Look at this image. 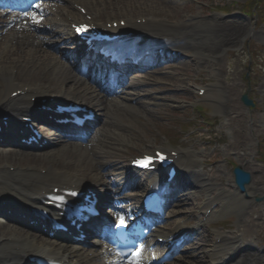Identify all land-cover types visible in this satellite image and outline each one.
I'll return each instance as SVG.
<instances>
[{
	"label": "bare ground",
	"instance_id": "obj_1",
	"mask_svg": "<svg viewBox=\"0 0 264 264\" xmlns=\"http://www.w3.org/2000/svg\"><path fill=\"white\" fill-rule=\"evenodd\" d=\"M62 1L63 5L61 4ZM55 2L58 6L46 3L45 7L42 8L44 15L48 16L42 26L49 29L48 31L54 29L51 33L53 37H59L62 42H68L72 45L76 41L71 24L86 18L73 6L69 7L71 8L70 12L62 7L65 6L64 3L71 6L72 2L82 4L86 12L93 16V21L100 22L99 17H114L113 19L118 17L120 20H124L130 29L137 32L134 37L129 36L128 41H140L141 45L153 44L155 47H170L168 43L174 41L177 44L172 45L173 49L187 53L189 57L197 61L196 63L205 61L207 58L214 59L216 54L219 55L227 47H237L250 34L248 24H241L238 21L229 20L225 23L219 22L217 19L207 21L194 14L192 16L183 15L181 19L176 20L174 16L180 15L182 10L175 4L170 6L163 4V0H55ZM161 4H163L162 7H160ZM165 6L168 9H164ZM171 15L174 20L170 19ZM143 17L146 18L145 23L137 22L138 18ZM2 19L3 17L0 16V20ZM31 26L29 24V29H25V31L8 30L6 35L0 36V119L2 120L3 117L9 119L13 116L22 117L24 113H30L33 110L36 112L35 106L38 104L36 101L45 96L54 97L51 106L68 97H72L73 100L74 92L77 89L84 91L81 92L79 98H84L86 94L94 107H98V102L101 101L102 103V100H97L95 95L83 88L84 82L81 78L73 76L67 78L64 73L66 68L61 66L60 56L39 36L38 31L41 27L35 30ZM122 29L120 28V30ZM151 37L153 40L150 39ZM190 37H194L196 41L193 48H187L183 42ZM196 38L202 39V44ZM149 39L150 41H148ZM205 39H207V43ZM74 48L72 49L74 50ZM214 64L217 67V72H215L217 77L221 74L222 65L217 60ZM22 70L29 71L28 77L23 79L20 73ZM46 78L49 80L52 78L51 82L46 81ZM238 85L231 81L217 91L218 97L212 96L211 87H207L205 95H210L213 105L223 115L231 113L234 122L231 120L229 124L233 134L235 137L237 136V143H233L230 149L246 152L249 146V135L255 131V128L246 120L244 110L239 104ZM14 92L19 93L13 95ZM102 107L107 116L104 119L107 122L106 127L112 126L109 127L105 138H112L115 142L122 139L121 133L117 131L120 126L115 118L119 119L126 115V106L112 100L109 103L106 102ZM252 120V124L256 126L257 118L253 117ZM51 122L54 123L53 120ZM1 125L5 128L4 120L1 121ZM253 135L255 134H252L251 138ZM2 137L6 140L5 142H10V140L13 142L14 140V138H10L5 129L0 132V138ZM104 142V140H99L97 143H100L101 147ZM147 147H152V145L148 144ZM73 148L64 149L59 145L52 152L42 155H38L39 152L30 153L25 150L24 152H14L11 157L6 155L0 161V199L8 198L10 203L20 204L26 208L31 207L35 210L48 211L53 214L54 218L60 220L61 216L57 213L58 209L46 207L43 201L44 195L52 192V188L58 186L62 189H80L88 180L87 177L82 176L86 174L81 173L86 171L87 165H92L90 158L96 152V148L89 149L87 152L79 148H76L75 151ZM25 154L32 156L34 160H28V158L21 161L19 156L24 157ZM66 154L68 156H65ZM60 155L64 156L66 160L62 161ZM178 162L182 166V173L185 174V177H190L192 181L199 179L198 183L208 181L206 179L201 180V173L195 170L199 168L200 164L193 151H181ZM92 170H95L94 166ZM254 176H252L253 181L248 186L247 192L254 195L255 192L264 193V189L251 187V184H259L258 181H254ZM172 185L173 183H169V186ZM202 188L204 190L210 189L205 185H202ZM223 192L222 189L218 193L222 194ZM205 198L204 204L208 209L215 200V196L205 195ZM178 213L180 211H172L171 216L177 217ZM215 213V211L209 213V218H213ZM50 220L51 216L42 218L39 221L40 224L35 226L30 221L28 214L16 225L6 227L0 225V264H26L29 255L42 256L45 260H51L54 257L56 259H71L73 255L82 258L85 255L84 259L81 260L82 264H86L88 261L91 264H101V258L98 254L91 258L85 252L82 253L77 250L76 246L68 244L64 238L61 237L58 242L44 234L43 229L49 228ZM180 228H183V225L177 224L176 229ZM216 237H223L222 242L210 243V250H205L203 255H195L194 262L196 264H264V261L257 257L256 253L250 252L247 255L240 252L235 253L240 245L239 236L218 234ZM105 251L107 250H103V252ZM230 251L234 253L233 256L229 257Z\"/></svg>",
	"mask_w": 264,
	"mask_h": 264
},
{
	"label": "rangeland",
	"instance_id": "obj_2",
	"mask_svg": "<svg viewBox=\"0 0 264 264\" xmlns=\"http://www.w3.org/2000/svg\"><path fill=\"white\" fill-rule=\"evenodd\" d=\"M176 7H179L182 11L180 15L174 16V18L181 19L183 15L192 16L197 15L200 19L207 21H217L225 23L228 20L239 19V21L248 24L250 28V34L246 37L242 43L237 47H227L216 56L214 59L207 58L205 61L196 63L197 61L187 59L183 57L179 60L177 56H171L172 66L171 71L173 72L177 67H181L183 72L180 76L173 78L172 83L175 84L174 88L163 91L164 86L158 84L156 89L157 94L164 97L163 105H161L158 114L149 117L150 121H143L141 117L131 115V120L143 121L137 123L138 134L134 137L133 143L120 148L119 146H113L108 151H104L98 154L97 160L101 163L109 165L112 161L115 163L125 162L127 156H132L134 153H140L143 151L147 144H154L157 146H173L183 147L182 138H187L192 132L200 128L203 131H207V127L204 126L205 119L215 121V128L222 134L221 139L215 140L208 146V150L204 149L207 154L212 152V149L221 151L219 159L220 163L214 164V171H218V175L221 177L222 182L225 186L230 188L229 176L232 177V168L234 165H240L250 170L254 176V179L259 184L254 185V189H264V0H173ZM189 4V5H188ZM168 6L172 4H166ZM163 4L160 6L162 7ZM164 9H168L166 6ZM178 9V8H177ZM164 15V13H162ZM173 16L171 15L170 19ZM169 20V21H171ZM227 26V24H226ZM218 34V33H217ZM216 34V35H217ZM261 34V35H260ZM260 35V36H259ZM192 43L189 47L193 48L196 41L192 37ZM201 43L202 39L196 38ZM204 41V40H203ZM207 43V39H205ZM221 63L222 70L219 76H215L217 67L214 62ZM221 69V67H220ZM179 70V69H178ZM23 77H28L29 71L24 70L21 72ZM48 79V78H47ZM49 80V79H48ZM47 81V80H46ZM231 81L239 84V104L244 110L246 120L251 123V126L255 128L249 135V146L246 152L239 156L233 150L226 152L227 142L237 143V136L233 134V130L229 122L232 120L231 113L223 115L217 111V108L213 105L210 100H203L198 102L200 96L198 95L199 86L210 85L212 91L211 95L217 96V91L222 87L226 86ZM171 83V84H172ZM163 86V87H161ZM177 86L181 89L179 90ZM163 91V92H161ZM247 94L252 99L254 105L247 106L242 101V96ZM201 111L200 112L198 109ZM199 112L197 116L194 113ZM233 112V111H231ZM235 115V114H234ZM194 116V117H193ZM257 118V125L254 126L252 118ZM193 119L195 122L190 123ZM194 125L190 130L189 127ZM250 126V127H251ZM124 127H128L126 124ZM251 127V128H252ZM184 128L183 131H180ZM253 137L251 138V135ZM194 142L203 144V140L194 139ZM4 156L0 154V161ZM228 159V160H227ZM211 168V167H210ZM209 168V169H210ZM263 195V200L258 202L255 201V196ZM245 199L235 202L236 205L230 210L225 211L220 218H213V220L207 221L208 224L202 223L201 227L208 232L225 231L226 228H236L246 231V227L250 226L249 230H254L252 233L247 232L248 237L255 241V244L264 247V193H256L251 196H244ZM227 201L224 198L220 201V206L217 208L221 210L223 203ZM204 198L194 199L190 205H186L185 208L189 210L190 219L194 222L202 220L201 216L203 213L202 204ZM183 208V206H182ZM254 214V215H253ZM248 215V217H247ZM250 215V217H249ZM227 216H234L232 219H228ZM254 216V218H253ZM227 218L228 220L221 221L219 219ZM248 218V222H244ZM216 222V223H215ZM253 224H257L254 225ZM244 225V226H243ZM231 234L229 232H224ZM223 233V234H224ZM253 234V235H252ZM208 233L204 234L205 242H198L204 249L208 242ZM203 244V245H202Z\"/></svg>",
	"mask_w": 264,
	"mask_h": 264
},
{
	"label": "snow or ice",
	"instance_id": "obj_3",
	"mask_svg": "<svg viewBox=\"0 0 264 264\" xmlns=\"http://www.w3.org/2000/svg\"><path fill=\"white\" fill-rule=\"evenodd\" d=\"M37 7H39V5H37ZM79 32H84L86 31V26L85 27H80L77 29ZM161 159L163 160V157H161ZM151 158H145L141 164L142 166H149L151 164ZM56 199H60L59 197H57Z\"/></svg>",
	"mask_w": 264,
	"mask_h": 264
},
{
	"label": "water",
	"instance_id": "obj_4",
	"mask_svg": "<svg viewBox=\"0 0 264 264\" xmlns=\"http://www.w3.org/2000/svg\"><path fill=\"white\" fill-rule=\"evenodd\" d=\"M244 100H245V103H246V104H251V102L248 101L245 97H244Z\"/></svg>",
	"mask_w": 264,
	"mask_h": 264
}]
</instances>
